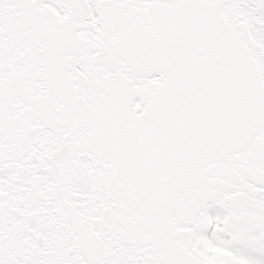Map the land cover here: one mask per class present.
Here are the masks:
<instances>
[{
	"label": "snow or ice",
	"instance_id": "snow-or-ice-1",
	"mask_svg": "<svg viewBox=\"0 0 264 264\" xmlns=\"http://www.w3.org/2000/svg\"><path fill=\"white\" fill-rule=\"evenodd\" d=\"M0 264H264V0H0Z\"/></svg>",
	"mask_w": 264,
	"mask_h": 264
}]
</instances>
